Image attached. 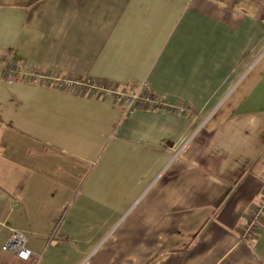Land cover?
I'll list each match as a JSON object with an SVG mask.
<instances>
[{
    "label": "crops",
    "instance_id": "1",
    "mask_svg": "<svg viewBox=\"0 0 264 264\" xmlns=\"http://www.w3.org/2000/svg\"><path fill=\"white\" fill-rule=\"evenodd\" d=\"M12 66L192 112L123 118ZM263 194L264 0H0V264H264Z\"/></svg>",
    "mask_w": 264,
    "mask_h": 264
},
{
    "label": "built area",
    "instance_id": "2",
    "mask_svg": "<svg viewBox=\"0 0 264 264\" xmlns=\"http://www.w3.org/2000/svg\"><path fill=\"white\" fill-rule=\"evenodd\" d=\"M3 77L8 83L26 77L35 85L42 84L58 90H71L76 93H82L97 98H112L122 109L123 118L133 116L138 110L168 111L181 116H186L192 112L191 107L186 104H172L164 99L158 98L150 91L147 83H143L130 89L121 88L110 82H83L81 79L60 77L56 74H48L41 70H34V72L26 74L16 70L13 66L8 67L4 71ZM263 220L264 194L261 203L252 210L249 216L248 224L243 231V238L247 241L253 240ZM2 250L3 252L15 255L23 262L29 261L34 256L36 257V261H39L40 259L39 256L34 255L27 249L26 238L15 231H10Z\"/></svg>",
    "mask_w": 264,
    "mask_h": 264
}]
</instances>
